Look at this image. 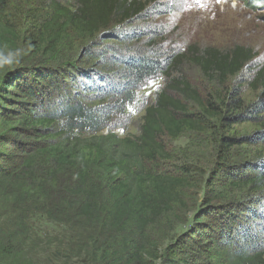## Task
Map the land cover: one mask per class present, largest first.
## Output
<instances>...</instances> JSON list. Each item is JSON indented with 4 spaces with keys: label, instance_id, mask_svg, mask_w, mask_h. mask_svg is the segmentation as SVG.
Here are the masks:
<instances>
[{
    "label": "trees",
    "instance_id": "1",
    "mask_svg": "<svg viewBox=\"0 0 264 264\" xmlns=\"http://www.w3.org/2000/svg\"><path fill=\"white\" fill-rule=\"evenodd\" d=\"M73 1L75 6L70 9L58 0H45L44 12L30 15L29 37L24 38L6 0H0V66L8 90L19 100L16 110L0 105V122H15L17 130L33 139L23 142L10 136L7 140L11 147L0 152V213L9 208L12 214L0 221V264H25L27 254L21 250V240L27 232V213H42L57 201L62 215L79 222L86 232L75 250L84 264H155L160 254L153 227L161 216L171 213L174 204L180 203V189L188 181L146 172L144 162L165 153L160 138H175L185 129L214 130L216 124L225 122L252 120L264 124V97L245 105L238 87H232L225 95L208 94L202 98L176 72L182 63H194L209 80L224 85L232 77L254 71L251 84L264 90V64L251 70L254 52L241 45L227 51L190 45L183 52L162 53L149 46V39L144 48L129 47L145 38L147 30L126 29V24L145 23L157 15L162 7L156 6L155 0ZM251 1L264 5V0ZM65 25L86 34L91 41L76 65L65 69L45 66L41 72L33 71L32 64L11 71L2 68L4 52L13 51L21 59L23 50L16 52L17 45L28 49L29 58H36L43 45L53 52ZM111 38L118 46L104 44ZM84 61L112 72L85 70L81 67ZM155 76L168 79V83L145 108L139 136L132 139L99 135L107 128L111 115L123 111L144 81ZM92 98L101 105L95 106ZM189 104L195 105L197 111L189 110ZM206 120H212L209 126H205ZM85 133L90 139H79ZM219 137L224 151L239 144L235 138ZM251 141L264 143V131L252 136ZM87 154L94 155L110 181L106 196L100 199L93 197L87 187L85 168L78 167ZM230 167L241 171L238 176L227 173L225 178L233 187H247L258 196L253 199V208L243 203L237 211L233 207L222 210L217 231L204 234L210 258L218 260L214 264H264V159ZM209 203L206 201V206ZM215 213L220 214V210L215 209ZM87 223L94 226L93 231H89ZM101 227L113 236V257L106 243H97Z\"/></svg>",
    "mask_w": 264,
    "mask_h": 264
},
{
    "label": "rangeland",
    "instance_id": "2",
    "mask_svg": "<svg viewBox=\"0 0 264 264\" xmlns=\"http://www.w3.org/2000/svg\"><path fill=\"white\" fill-rule=\"evenodd\" d=\"M58 1L70 9L75 6L73 0ZM155 1L156 6L162 7L158 9L157 15L145 23L136 21L126 24V29L135 27L147 30L145 38L133 42L129 47L144 48L149 39L152 43L149 46L152 45L162 53L183 52L190 45L198 48L211 46L222 51H227L234 45H241L254 52L251 70L264 64V5L254 4L251 0ZM44 2L45 0H6V7L17 23L18 31L21 29L23 32L24 38L29 37L27 25L32 18L30 15L43 13ZM90 44L91 41L86 34L76 32L71 26L65 25L59 44L53 52L43 45V50L36 58H29L28 49L24 46L20 49V45H17L16 52L23 50L21 59L16 58L13 51L4 52L2 60L5 64L2 68L11 71L26 64H32V70L36 72H41L45 66L54 69L71 68L82 59L83 49ZM104 44L118 46V42L112 38L104 40ZM81 67L85 70L97 68L102 74L112 72L95 62H81ZM3 73L0 66V105L7 110H16L19 100L10 92L11 90H8ZM176 73L180 74L202 98L208 94L225 95L232 87H238L239 96L245 105L264 97V90L251 84L254 71L232 77L224 85L209 80L194 63H182ZM30 78L33 79L31 74ZM167 83L168 79L162 76L144 81L138 88L135 99L127 104L123 111L114 112L109 118L107 128L99 135L112 134L116 138L132 139L139 136L145 108L152 105L156 92L163 89ZM91 101L95 106L101 105L93 98ZM188 106L189 110L197 111L195 105ZM211 122L212 120H206L205 126L207 124L209 126ZM215 123L217 122H213L214 125ZM17 129L15 122L9 124L7 120L0 122L1 153L11 147L10 140H7L10 136L23 142L33 141L28 134H23ZM263 131V123L250 120L244 123L216 124L214 130L208 127L204 130L185 129L175 138L168 136L160 138L165 153L154 161H145L146 172L183 177L188 181L186 186L180 189V203L174 204L171 213L161 216L153 227L152 235L160 254V259L156 260L155 264L218 262L217 259L210 258V249L207 246L209 242L204 234L212 233V230L217 231L218 220L224 215L222 210L224 212V209L233 207L234 211H237L239 204L243 203L254 207L253 199L258 193L250 192L247 187L236 189L231 180L225 177H228V172L235 176L241 172L230 165L241 167L248 161L264 159V143L251 141L252 136H258ZM224 135L239 140V144L235 143L228 151H224V148L219 146V136ZM79 139L88 140L90 137L85 133ZM11 155L15 153L12 152ZM78 167L85 168L86 184L93 192V197L100 199L106 196L110 181L106 171L95 161L94 155L87 154L78 162ZM62 171L66 172V168ZM68 174H71V171H68ZM145 188L151 191L149 186L145 185ZM18 197L19 200L23 199ZM206 201H210L209 206H206ZM9 206L12 207V204L9 203ZM209 208H213L214 211L210 212ZM215 209H219L220 214H216ZM10 215L11 211L6 208L5 212L0 213V221L11 218ZM27 216L29 218L27 232L21 240L23 245L21 250L27 254L25 264H84L82 256L75 255V250L84 241L86 232L79 227V222H74L69 215H62L58 201L56 205L42 213H27ZM89 227V231H93L94 226ZM97 232L98 245L106 243L112 256L111 251L116 250L113 247L112 234L106 232L103 227Z\"/></svg>",
    "mask_w": 264,
    "mask_h": 264
}]
</instances>
